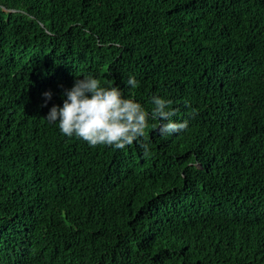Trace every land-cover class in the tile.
Wrapping results in <instances>:
<instances>
[{
  "label": "trees",
  "instance_id": "obj_1",
  "mask_svg": "<svg viewBox=\"0 0 264 264\" xmlns=\"http://www.w3.org/2000/svg\"><path fill=\"white\" fill-rule=\"evenodd\" d=\"M89 73L187 128L62 135ZM0 264H264V0H0Z\"/></svg>",
  "mask_w": 264,
  "mask_h": 264
},
{
  "label": "clouds",
  "instance_id": "obj_2",
  "mask_svg": "<svg viewBox=\"0 0 264 264\" xmlns=\"http://www.w3.org/2000/svg\"><path fill=\"white\" fill-rule=\"evenodd\" d=\"M127 86L136 88L139 81L130 75ZM54 93H42L47 106ZM62 104H53L45 119L58 123L59 131L67 137L81 139L89 146L98 145L123 150L145 137L150 121H158V132L167 137L179 133L188 126L187 120H175L173 101L160 95H152L150 107L139 99L126 95L119 85H102L92 73L76 77L70 88L61 94ZM145 155L151 151L150 142L140 144Z\"/></svg>",
  "mask_w": 264,
  "mask_h": 264
}]
</instances>
